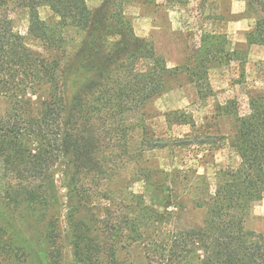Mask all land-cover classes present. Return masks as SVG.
<instances>
[{"label": "trees", "instance_id": "16d2710c", "mask_svg": "<svg viewBox=\"0 0 264 264\" xmlns=\"http://www.w3.org/2000/svg\"><path fill=\"white\" fill-rule=\"evenodd\" d=\"M199 1L204 8L208 0ZM246 1L247 11L257 14L248 42L264 44V0ZM43 6L59 16V23L50 26L41 19ZM21 9L29 11L31 34L60 50L62 60L48 61L28 47L13 19ZM71 32L82 40L70 56ZM227 45L224 34L201 35L195 65L186 70L202 98L213 93L210 67L220 57L235 59ZM177 71L151 41L137 35L124 0H103L96 9L86 0H0V97L10 103L0 118V165L9 180L30 182L26 194L11 186L6 192L28 205L46 203L55 189L51 195L36 183L54 182L55 168L64 162L77 262L125 264L119 252L141 244L150 264H264V231L247 228L252 210L264 200V94L250 96L245 114L232 102L220 108L222 115L235 119L230 146L240 163L219 168L216 182L196 171L198 182H178L176 176L174 182L158 184L169 193L164 211L132 191L122 198L98 192L102 181L113 177L116 160L127 157L130 115L166 92ZM71 82L77 85L73 93ZM184 124L190 122L182 120ZM174 141L176 147L195 144L187 138ZM159 146L155 142L148 148ZM99 199L106 202L101 214L96 212ZM194 212H203L204 219L192 221ZM48 237H56L53 224Z\"/></svg>", "mask_w": 264, "mask_h": 264}, {"label": "rangeland", "instance_id": "374dc122", "mask_svg": "<svg viewBox=\"0 0 264 264\" xmlns=\"http://www.w3.org/2000/svg\"><path fill=\"white\" fill-rule=\"evenodd\" d=\"M86 1L91 9L103 3V0ZM242 1L244 11L236 14L232 8L233 0H208L204 8H199V0L174 5L166 0H124L125 12L137 35L151 41L168 67L178 71L169 79L166 92L139 113L130 115L128 125L132 130L127 157L116 160L118 167H114L113 177L100 184V196L116 193V198H122L132 191L144 195L148 204L164 211L169 193L158 184L174 182L176 176L178 182H198L194 175L196 171L200 175L206 174L207 182L214 183L219 168L238 167L239 156L230 146L236 122L232 116L222 115L220 108L232 102L233 107L238 106L240 113L245 114L250 96L264 94V44L250 45L248 42V34L256 27L257 14L249 13L247 1ZM39 14L47 25L60 21L48 6L41 7ZM13 19L16 30L37 56L48 61L62 60L60 50L45 46L31 34L28 10L16 11ZM203 32L226 35V50L236 53L231 62L220 57L210 67L208 77L213 93L207 98L200 97L199 89L186 70L195 65ZM81 40L82 36L76 32L67 35L68 55L75 52L74 46ZM216 47L223 49L224 45ZM74 86L71 82L70 93L77 88ZM9 108V100L0 97V118L6 117ZM183 114L190 119H184ZM182 120L190 124L180 125ZM186 138L195 144L175 146L174 140ZM155 142L160 146L149 150L148 146ZM121 153L114 154L121 156ZM1 169L0 165V228L4 230L0 264H82L74 256L73 228L65 188L66 164L56 166L52 174L54 182L51 178L48 182L36 183L48 188L43 190L51 191V195L53 188L56 193L46 203L36 205L17 201L15 195L6 192L11 186L26 194L30 182L9 180ZM105 205L103 199L97 200L96 212L101 214ZM204 216L203 212H194L190 219L201 222ZM52 224L54 241L48 237L50 230L52 233ZM247 228L264 231V200L252 210ZM145 250L144 245L129 244L119 252V258L125 264H150Z\"/></svg>", "mask_w": 264, "mask_h": 264}, {"label": "crops", "instance_id": "0c3cea01", "mask_svg": "<svg viewBox=\"0 0 264 264\" xmlns=\"http://www.w3.org/2000/svg\"><path fill=\"white\" fill-rule=\"evenodd\" d=\"M245 3L242 0H233V12L240 14L244 11Z\"/></svg>", "mask_w": 264, "mask_h": 264}]
</instances>
